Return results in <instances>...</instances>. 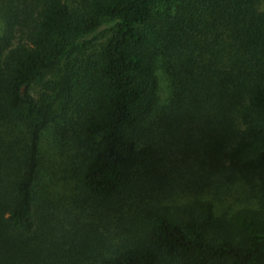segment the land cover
I'll use <instances>...</instances> for the list:
<instances>
[{"label": "trees", "instance_id": "1", "mask_svg": "<svg viewBox=\"0 0 264 264\" xmlns=\"http://www.w3.org/2000/svg\"><path fill=\"white\" fill-rule=\"evenodd\" d=\"M259 2L0 0V264H264Z\"/></svg>", "mask_w": 264, "mask_h": 264}, {"label": "rangeland", "instance_id": "2", "mask_svg": "<svg viewBox=\"0 0 264 264\" xmlns=\"http://www.w3.org/2000/svg\"><path fill=\"white\" fill-rule=\"evenodd\" d=\"M259 7L261 10H264V0H260ZM105 37L104 32L99 31L97 34H95L92 37V43L95 48L99 46V44L103 41ZM61 142L64 143V150L62 152L63 156L65 154H70L75 151V147L70 141V139H61ZM40 153L42 157V162L46 168V171H57L58 169V147H57V141L54 138V134L51 133V129L49 131H45L44 134L41 136L40 139ZM251 189L248 188L244 184L238 183L237 185H234L228 196L226 197V201L228 204L236 203L239 199H247L251 195ZM248 195V196H245Z\"/></svg>", "mask_w": 264, "mask_h": 264}]
</instances>
